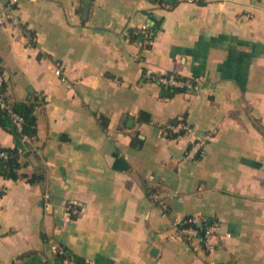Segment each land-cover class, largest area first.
<instances>
[{"label":"crops","instance_id":"obj_1","mask_svg":"<svg viewBox=\"0 0 264 264\" xmlns=\"http://www.w3.org/2000/svg\"><path fill=\"white\" fill-rule=\"evenodd\" d=\"M18 14L0 64L10 101H44L21 169L41 179L0 175V264H56L58 245L75 264H264V0H20ZM143 25L150 43L131 36ZM148 69L199 86L164 97ZM183 115L190 133L166 137ZM0 145H16L1 126ZM150 188L175 195L166 214ZM194 215L217 223L214 251L176 233Z\"/></svg>","mask_w":264,"mask_h":264},{"label":"built area","instance_id":"obj_2","mask_svg":"<svg viewBox=\"0 0 264 264\" xmlns=\"http://www.w3.org/2000/svg\"><path fill=\"white\" fill-rule=\"evenodd\" d=\"M192 2L194 0H184ZM20 0H0V27L11 24L14 26H20L21 19L18 14V4ZM143 35L144 41L150 43L151 37L148 32V26L143 25L139 32ZM56 74L62 76V71L60 69L56 70ZM144 78L148 81L158 83L159 85L167 86V87H179L187 90H193L198 88L199 83H193L192 79L190 78H179L174 73H164V72H153L152 70H146L144 72ZM61 79L65 81V78L62 76ZM6 82V75L3 71V68L0 64V109L7 106L6 103V93L4 91V85ZM68 87H72L71 83L67 84ZM10 114L12 120L18 130H22V125L24 122V118L19 115L18 113L10 110ZM170 132L179 134L181 131H184V134L190 133L191 126L186 121H181L178 124L170 125ZM181 136V135H180ZM27 140V143H31V138L28 136H24ZM206 143L205 137H200L195 140L194 146L189 150L188 156L195 157L196 154H199L202 150V147ZM32 145V143H31ZM0 156L6 157V154L0 152ZM149 199L154 203L157 204L163 211L164 214L167 213L169 210L168 201L175 197L174 194H164L159 190L151 189L148 193ZM46 203L45 207L47 210L53 208V204L50 202L49 195L45 196ZM63 211L69 216H76L80 210L71 202H68L63 205ZM207 223L204 229L202 236L200 235L199 226ZM174 227L178 236L182 238L185 242L187 248L197 249V246L192 244L193 239H199L203 249L206 252H212L215 249V245L213 243V238L215 237L217 223L209 221L207 218H202L200 216H187L181 218L179 220L174 221ZM57 254H64L65 248L61 245H58L56 248ZM67 264H75V260L73 258H67L65 260Z\"/></svg>","mask_w":264,"mask_h":264},{"label":"trees","instance_id":"obj_3","mask_svg":"<svg viewBox=\"0 0 264 264\" xmlns=\"http://www.w3.org/2000/svg\"><path fill=\"white\" fill-rule=\"evenodd\" d=\"M131 36L133 39H141L143 35L140 33L134 34V31H131ZM179 78H186L179 74H176ZM195 84V80L192 79ZM162 88V96L164 97H172L176 93L185 92L186 90L179 87H167L160 85ZM6 87L4 85V91ZM7 106L0 109V126L8 129L15 136L16 145L14 147H5L0 145V152L6 154V157L0 156V175L9 178V179H20L26 178L28 181H38L41 179V176L37 173L29 176L26 173L21 172V169L25 166L27 159L32 154L37 152L36 147V138L38 134V120L36 115L37 107L41 106L44 101L39 100L38 98H34L29 101H10L6 97ZM10 110L18 113L24 118V122L22 125V130H18L16 125L14 124ZM140 121H151V115L147 112L142 111L139 115ZM181 121H186V115L182 117H175L163 127V134L168 138H176L180 135H183L184 131H181L179 134L170 132V125L178 124ZM187 122V121H186ZM106 120L102 119V125L106 127ZM28 136L31 138L32 147L28 149L26 146L27 140L24 136ZM138 146L141 145V142L137 143ZM2 192L0 191V195ZM207 223L200 225L198 228L200 230V235L202 236L205 226ZM67 258H71L68 254V250L65 248L64 254L56 253V264H63Z\"/></svg>","mask_w":264,"mask_h":264},{"label":"water","instance_id":"obj_4","mask_svg":"<svg viewBox=\"0 0 264 264\" xmlns=\"http://www.w3.org/2000/svg\"><path fill=\"white\" fill-rule=\"evenodd\" d=\"M167 1L174 2L175 0H167ZM26 146L28 149H31V147H32L31 143H26Z\"/></svg>","mask_w":264,"mask_h":264}]
</instances>
